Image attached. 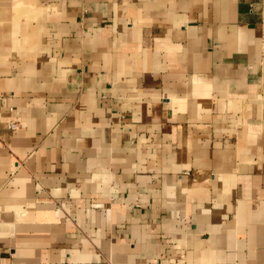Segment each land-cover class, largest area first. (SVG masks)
I'll return each instance as SVG.
<instances>
[{
  "label": "crops",
  "instance_id": "obj_1",
  "mask_svg": "<svg viewBox=\"0 0 264 264\" xmlns=\"http://www.w3.org/2000/svg\"><path fill=\"white\" fill-rule=\"evenodd\" d=\"M0 264H264V0H0Z\"/></svg>",
  "mask_w": 264,
  "mask_h": 264
},
{
  "label": "built area",
  "instance_id": "obj_2",
  "mask_svg": "<svg viewBox=\"0 0 264 264\" xmlns=\"http://www.w3.org/2000/svg\"><path fill=\"white\" fill-rule=\"evenodd\" d=\"M16 126H17V123H16V122H13V123H11V124L9 125V127H10L11 129H15Z\"/></svg>",
  "mask_w": 264,
  "mask_h": 264
}]
</instances>
